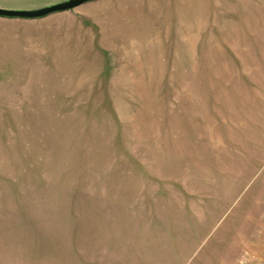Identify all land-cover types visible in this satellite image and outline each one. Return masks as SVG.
<instances>
[{
	"label": "rangeland",
	"instance_id": "obj_1",
	"mask_svg": "<svg viewBox=\"0 0 264 264\" xmlns=\"http://www.w3.org/2000/svg\"><path fill=\"white\" fill-rule=\"evenodd\" d=\"M0 264H264V0L0 17Z\"/></svg>",
	"mask_w": 264,
	"mask_h": 264
},
{
	"label": "water",
	"instance_id": "obj_2",
	"mask_svg": "<svg viewBox=\"0 0 264 264\" xmlns=\"http://www.w3.org/2000/svg\"><path fill=\"white\" fill-rule=\"evenodd\" d=\"M94 1L97 0H68L65 2L53 4L37 10L0 8V17L8 18V19H23V20L42 19L53 14L72 11L84 4Z\"/></svg>",
	"mask_w": 264,
	"mask_h": 264
}]
</instances>
